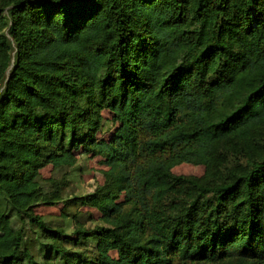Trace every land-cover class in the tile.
Wrapping results in <instances>:
<instances>
[{"label": "trees", "instance_id": "16d2710c", "mask_svg": "<svg viewBox=\"0 0 264 264\" xmlns=\"http://www.w3.org/2000/svg\"><path fill=\"white\" fill-rule=\"evenodd\" d=\"M81 153L108 168L70 197ZM61 200L77 253L34 212ZM28 224L68 264H264V0H0V264H45Z\"/></svg>", "mask_w": 264, "mask_h": 264}, {"label": "rangeland", "instance_id": "374dc122", "mask_svg": "<svg viewBox=\"0 0 264 264\" xmlns=\"http://www.w3.org/2000/svg\"><path fill=\"white\" fill-rule=\"evenodd\" d=\"M103 116L105 117V121L99 136L108 137L114 130L115 124L111 121V114L108 111H104ZM223 151L228 158L226 166L244 163L246 159L244 155L234 149L233 143L226 147V149H223ZM107 168L108 167L102 162V158L100 156H93L89 153H81L79 155L78 162L70 169L68 175L70 184L69 187L65 189V194L72 197L75 195H83L93 192L104 182V171ZM172 171L176 174L202 176L205 174L206 167L204 164H195L184 161L174 165ZM53 173H55V169L52 164L46 165L41 170V174L44 178L50 177ZM63 208V200L56 203H39L36 207H34V212L42 216L52 227L62 230V238L64 239H61L59 244H62L69 252L75 251L77 253L79 250L78 247L81 244V238H77V235L74 232V229L78 224L75 221L77 219L73 218L72 215L68 217L64 216ZM67 211L72 214L76 212V214H78V221L83 222L85 227L102 223L100 220L101 214L96 208L83 204L69 205V209ZM2 230L3 229L0 226V233ZM25 233L28 248L40 261H44L45 264H68V262L65 261L61 255H55L54 251L50 252L48 257L45 258L47 250L46 247L41 250V241L38 237L40 229L37 226L31 227L30 224L26 225ZM47 241L48 240L45 239V242ZM85 245L86 247H83L86 248V257H92L95 254V242L93 240H89L85 243ZM111 254L113 256H117L115 250H112ZM63 255L66 256L67 254Z\"/></svg>", "mask_w": 264, "mask_h": 264}]
</instances>
